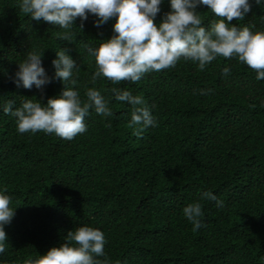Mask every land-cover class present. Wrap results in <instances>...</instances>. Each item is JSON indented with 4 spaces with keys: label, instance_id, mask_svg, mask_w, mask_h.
<instances>
[{
    "label": "trees",
    "instance_id": "1",
    "mask_svg": "<svg viewBox=\"0 0 264 264\" xmlns=\"http://www.w3.org/2000/svg\"><path fill=\"white\" fill-rule=\"evenodd\" d=\"M20 0H0V194L15 212L4 226L7 236L0 264H25L59 247L71 230L89 226L103 232L101 264H264V80L237 58L217 57L204 70L181 58L175 67L146 73L140 81L114 85L91 77L96 70L88 45L113 35L116 18L95 26L97 17L77 18L73 42L58 38L65 30L20 11ZM243 20L226 23L264 32V0ZM159 25L171 11L162 0ZM207 29L219 18L200 5ZM65 49L77 62L81 98L95 87L113 115L90 111L86 131L72 140L54 133H19L16 118L3 112L26 98L42 103L59 96L53 80L43 91L12 82L28 52H44L47 75ZM230 70L224 75L223 70ZM119 87L141 96L156 126L138 136L129 127L132 107L115 100ZM212 192L222 206L202 198ZM200 203L204 225L193 230L183 209Z\"/></svg>",
    "mask_w": 264,
    "mask_h": 264
},
{
    "label": "clouds",
    "instance_id": "2",
    "mask_svg": "<svg viewBox=\"0 0 264 264\" xmlns=\"http://www.w3.org/2000/svg\"><path fill=\"white\" fill-rule=\"evenodd\" d=\"M259 5L261 0H255ZM162 0H20L18 7L24 14L36 22L58 26L65 31L58 35L60 40L73 42L69 31L77 18L83 22L88 14L97 17L95 26L100 27L113 17L114 35L102 41L98 47L85 45L87 53L94 58L96 70L92 74L93 84L98 78H106L114 85L123 81L137 83L146 73L173 68L183 58L198 63L200 70L217 57L237 58L241 64L257 73V80H264V32L253 33L248 26L238 28L228 22L243 20L251 10L249 0H170V9L161 23L154 21L161 11ZM207 6L219 19L206 29L198 6ZM44 52L31 51L18 63V70L12 77L17 87L31 90L35 86L43 91L44 86L53 80L60 81L65 87L57 97L42 103L38 99L26 98L19 107L9 100L3 106V112L16 118L19 133L44 132L72 140L86 131L85 118L94 110L97 115H113L109 101L95 87H89L82 99L79 91L67 86L73 70L77 71V62L65 49L56 51L52 60L55 69L49 77L42 66ZM224 75L230 70L225 68ZM111 92L118 102H126L132 107L129 127L138 126L136 135L150 126H156L141 96L119 87ZM202 198L215 201L222 206L212 192L202 193ZM10 197L0 194V254L5 252L7 236L4 226L10 224L14 210L9 207ZM184 216L193 224V230L204 225L201 217L204 213L200 203H192L183 209ZM105 237L102 231L89 226L71 230L59 247L51 248L38 259L28 260L25 264H101L94 257L104 256ZM106 264V261L104 262Z\"/></svg>",
    "mask_w": 264,
    "mask_h": 264
}]
</instances>
